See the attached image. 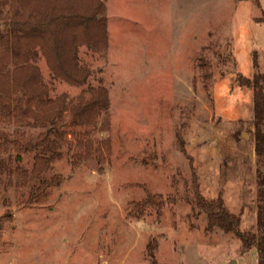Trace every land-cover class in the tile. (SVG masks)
I'll return each mask as SVG.
<instances>
[{"label": "rangeland", "instance_id": "rangeland-1", "mask_svg": "<svg viewBox=\"0 0 264 264\" xmlns=\"http://www.w3.org/2000/svg\"><path fill=\"white\" fill-rule=\"evenodd\" d=\"M101 1L108 48L86 60L109 105L57 81L31 126L0 117V130L46 132L52 159L38 175L35 152L0 150L21 168L0 171V264H258L237 234L208 229L192 184L257 230L264 167L238 77L264 72V0Z\"/></svg>", "mask_w": 264, "mask_h": 264}, {"label": "trees", "instance_id": "trees-1", "mask_svg": "<svg viewBox=\"0 0 264 264\" xmlns=\"http://www.w3.org/2000/svg\"><path fill=\"white\" fill-rule=\"evenodd\" d=\"M103 7L101 0H0V117L13 116L14 120L31 126L29 118H39L36 104L46 103L57 81L90 90L89 104L93 107L109 105L107 89L91 83L93 70L86 60L90 54H105L108 48ZM258 21L263 22L264 16ZM253 57L254 66L258 67L256 53ZM42 62L46 64L48 77L42 71ZM253 74L239 75L238 82L253 90L254 150L264 167V72ZM10 144L19 152H35L32 173L39 175L52 161L46 132L36 140L18 130H0V150ZM2 169L9 175L21 170L12 157L7 161H1L0 157ZM256 172V231L241 230L240 215L231 212L222 197L206 198L195 178L192 201L206 213L208 229L221 228L237 234L242 239L243 251L255 247L258 264H264V170L258 168ZM49 185L47 179L41 180L30 191L29 200L42 202ZM158 197H148L146 202L161 206L164 200L161 195Z\"/></svg>", "mask_w": 264, "mask_h": 264}]
</instances>
